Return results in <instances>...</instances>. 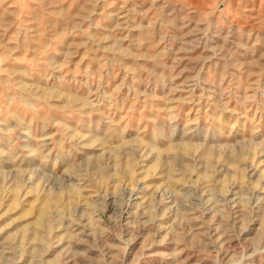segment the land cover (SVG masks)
<instances>
[{
    "label": "rangeland",
    "instance_id": "rangeland-1",
    "mask_svg": "<svg viewBox=\"0 0 264 264\" xmlns=\"http://www.w3.org/2000/svg\"><path fill=\"white\" fill-rule=\"evenodd\" d=\"M0 264H264V0H0Z\"/></svg>",
    "mask_w": 264,
    "mask_h": 264
}]
</instances>
